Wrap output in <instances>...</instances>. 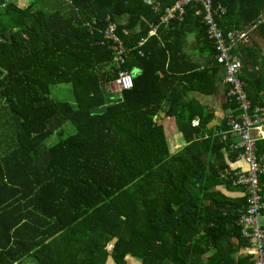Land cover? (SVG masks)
<instances>
[{"label": "trees", "instance_id": "1", "mask_svg": "<svg viewBox=\"0 0 264 264\" xmlns=\"http://www.w3.org/2000/svg\"><path fill=\"white\" fill-rule=\"evenodd\" d=\"M175 1L154 11L145 0H65V13L46 14L29 0H0V116L8 106L17 120L13 144L0 152V264H253L238 224L246 194L219 188L237 159L220 136L229 128L206 138L203 109L187 98L209 91L194 84L208 85L206 72L179 66L192 33L216 57L215 46L197 4L162 22ZM214 1L226 8L216 17L225 33L264 28V0ZM111 24L125 62L106 38ZM120 71L134 77L132 89L120 90ZM261 71L242 77L253 105ZM63 83L74 103L50 97ZM160 113L184 135L181 151L172 153Z\"/></svg>", "mask_w": 264, "mask_h": 264}, {"label": "built area", "instance_id": "2", "mask_svg": "<svg viewBox=\"0 0 264 264\" xmlns=\"http://www.w3.org/2000/svg\"><path fill=\"white\" fill-rule=\"evenodd\" d=\"M154 11L161 7L160 0H145ZM191 4L200 6L197 14L203 15V22L208 26L209 40L216 49L217 62L225 69V82L229 85V96L237 104V109L227 117L229 129L221 133L222 142L229 143L230 150L237 154L236 162H245L247 170L235 167L222 177L231 181L235 187L243 188L246 194V206L238 219L243 236L252 241L254 250L253 264H264V153H257V143L264 141V91L261 93L260 103L252 104L247 96L245 83L241 77L243 61L236 54L240 43L247 39L244 29H234L225 33L216 21V17L226 14V8L215 5L214 0H176L171 6L165 8L162 22L168 24L173 19L182 20L186 8ZM118 27L111 24L106 32V38L112 41L111 47L115 59L125 62L126 48L117 38ZM157 26L153 27L150 37L156 34ZM145 40L140 42L142 46ZM118 84L120 90H130L134 87V77L129 73L120 71ZM237 112V114H235ZM199 120L193 121V126H199ZM232 177V179H231ZM224 181V180H223Z\"/></svg>", "mask_w": 264, "mask_h": 264}, {"label": "crops", "instance_id": "3", "mask_svg": "<svg viewBox=\"0 0 264 264\" xmlns=\"http://www.w3.org/2000/svg\"><path fill=\"white\" fill-rule=\"evenodd\" d=\"M261 17L264 20V15H262ZM244 30L245 32H247V39L242 44H244L246 48H249L250 54L252 53V55L250 56V58H248V55H242L241 51L240 53L239 50L236 52L238 57L243 61V65L245 67H243L241 77H243L245 73H252L254 75L255 72L259 71L260 69H262V71L259 75L263 74L264 77V60H261V57H264V28H260L258 27V25L256 26L255 24L248 28H244ZM195 34L196 33H192L188 38V43L186 44L185 48H181V51L186 52L189 60L182 62V64L180 63L179 66L187 65L190 67V69L196 68V70L194 71L203 70L206 72L204 75H202V77L208 79V85H206L205 82H195L194 84H198L199 86L205 89L207 88L209 91H205L203 93L197 90L196 88L194 90H191L187 98L189 101L195 103V106L193 108L194 110H198L199 108L203 109L202 124L205 121H207V124L201 125L203 132L207 133V138L210 131L218 132L221 131L224 126H228L227 117L234 113V111L237 109V104L235 103V100L231 96H229L230 87L225 82L226 72L225 69L218 64L216 59L217 54L215 57L213 50H208V48H203V50H201V48L197 45ZM142 46L139 43V47ZM136 73L139 72L137 71ZM235 114H237V112H235ZM206 119H208L209 121ZM197 120L200 121V118L197 117L193 121ZM155 121L164 127L167 139L169 141V146L172 149V153L179 152L187 146V143L184 139V135H182V133L179 132L177 129L174 117H166L165 113H160L159 117L157 116ZM180 140H184L185 144L181 145L179 143ZM229 167L230 168H226L224 170V174L227 171L231 172L232 170H234L235 167H242L244 170H247V166L243 161H240L235 165H230ZM219 188L222 190H227L224 185L219 186ZM239 189L240 192H235L234 195L245 193L243 188ZM244 252L254 254L253 245L248 248H243L242 253ZM111 262L109 261L108 263L112 264L113 262Z\"/></svg>", "mask_w": 264, "mask_h": 264}, {"label": "rangeland", "instance_id": "4", "mask_svg": "<svg viewBox=\"0 0 264 264\" xmlns=\"http://www.w3.org/2000/svg\"><path fill=\"white\" fill-rule=\"evenodd\" d=\"M29 2L35 3V5L32 7L33 9H36V7H37L38 9H42L46 14H50L51 11H53V10H59L61 13H65V11H66V8L64 7L66 5L65 0H29ZM242 51H243V49H241V52ZM0 72H1L0 74H2V71H0ZM50 97L56 101L74 103L73 92H72V88H71L70 84H64L63 83V84L52 85L50 87ZM1 112H2V116H0V127H3V128L0 130V140L1 139H7L8 135H9V138L11 140L10 143H8V141H7L2 145L0 152L2 154H4V153L8 152L9 144H13L12 140H15L14 135H15V131L17 129V120L15 118H12V115L10 114V112L8 110V106H5L3 109H1ZM65 133L72 134L73 133V127L70 125L69 131L65 132ZM57 140H58L57 136L55 134H53L51 136V138L48 139L47 144L55 143ZM179 143L181 145L185 144L184 140H180ZM224 186L229 187V189L232 193L240 192L239 188L231 187L229 185L228 181H225ZM110 262H111V260H110ZM107 264H109V263H107Z\"/></svg>", "mask_w": 264, "mask_h": 264}, {"label": "clouds", "instance_id": "5", "mask_svg": "<svg viewBox=\"0 0 264 264\" xmlns=\"http://www.w3.org/2000/svg\"><path fill=\"white\" fill-rule=\"evenodd\" d=\"M200 123V122H199Z\"/></svg>", "mask_w": 264, "mask_h": 264}, {"label": "water", "instance_id": "6", "mask_svg": "<svg viewBox=\"0 0 264 264\" xmlns=\"http://www.w3.org/2000/svg\"><path fill=\"white\" fill-rule=\"evenodd\" d=\"M1 73V72H0Z\"/></svg>", "mask_w": 264, "mask_h": 264}]
</instances>
